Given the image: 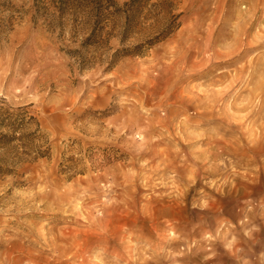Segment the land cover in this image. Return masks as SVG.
I'll use <instances>...</instances> for the list:
<instances>
[{
	"label": "rangeland",
	"instance_id": "374dc122",
	"mask_svg": "<svg viewBox=\"0 0 264 264\" xmlns=\"http://www.w3.org/2000/svg\"><path fill=\"white\" fill-rule=\"evenodd\" d=\"M263 69L264 0H0V264H264Z\"/></svg>",
	"mask_w": 264,
	"mask_h": 264
},
{
	"label": "bare ground",
	"instance_id": "6f19581e",
	"mask_svg": "<svg viewBox=\"0 0 264 264\" xmlns=\"http://www.w3.org/2000/svg\"><path fill=\"white\" fill-rule=\"evenodd\" d=\"M264 70V69H263ZM249 91V90H248ZM262 118H263V116H262ZM10 254V253H9ZM19 257V256H18ZM1 259V258H0ZM23 259V258H22ZM3 260V259H2ZM12 260H13V258H12ZM19 260V259H18ZM0 262H2V261H0ZM12 262V261H11ZM16 264H18V263H16Z\"/></svg>",
	"mask_w": 264,
	"mask_h": 264
}]
</instances>
